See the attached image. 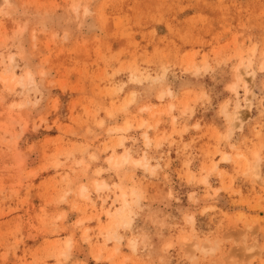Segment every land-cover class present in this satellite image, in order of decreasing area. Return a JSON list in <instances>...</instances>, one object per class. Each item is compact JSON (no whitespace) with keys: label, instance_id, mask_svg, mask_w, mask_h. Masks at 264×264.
<instances>
[{"label":"rangeland","instance_id":"1","mask_svg":"<svg viewBox=\"0 0 264 264\" xmlns=\"http://www.w3.org/2000/svg\"><path fill=\"white\" fill-rule=\"evenodd\" d=\"M0 264H264V0H0Z\"/></svg>","mask_w":264,"mask_h":264},{"label":"bare ground","instance_id":"2","mask_svg":"<svg viewBox=\"0 0 264 264\" xmlns=\"http://www.w3.org/2000/svg\"><path fill=\"white\" fill-rule=\"evenodd\" d=\"M247 101H248V99H247ZM241 106L239 105V103H237L236 104V109H235V111H234V120L235 121H237V120H239V117H240V112H241ZM230 133H232V128H231V130L229 131ZM230 133H229V135H230ZM224 159H226L227 158V156H224L223 157ZM134 246V245H133ZM132 246V247H133ZM135 248V247H134Z\"/></svg>","mask_w":264,"mask_h":264}]
</instances>
